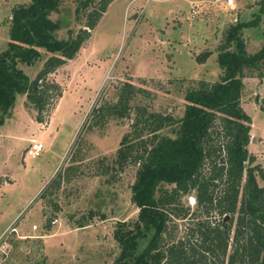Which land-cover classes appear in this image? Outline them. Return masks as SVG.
<instances>
[{"label": "rangeland", "instance_id": "374dc122", "mask_svg": "<svg viewBox=\"0 0 264 264\" xmlns=\"http://www.w3.org/2000/svg\"><path fill=\"white\" fill-rule=\"evenodd\" d=\"M31 1L0 0V54L11 40L13 8ZM99 1L78 13L79 0H64L50 14L60 25L54 33L57 38L77 40L85 31L90 36L72 59L56 64L39 80L40 88L48 89L44 121H39V110L28 95L20 93L0 126V235L9 234L12 264L114 262L121 249L118 229L133 228L139 214L132 200L139 165L130 162L120 169L116 163L123 137L134 129L136 108L182 117L188 89L200 81L212 84L222 79L218 55L231 26L253 20L264 4V0H235L234 5L226 0H112L97 25L88 28V15ZM243 35L249 53L264 47V12L258 25L244 28ZM40 51L39 60L18 64L31 81L52 56H63ZM206 51L211 53L199 62ZM245 74L241 104L251 117L248 149L256 156L254 165L264 169V66L247 68ZM126 82L145 90L131 100L130 117L95 125L93 109L117 102ZM34 143L43 145L37 156L29 153ZM258 182L264 186L260 175ZM181 201L189 214L172 216L164 234L166 244L190 237L199 246L203 241L197 231L199 220L213 225L230 222L216 210L200 213L195 192ZM236 222L237 215L232 238ZM147 243L143 240L141 249Z\"/></svg>", "mask_w": 264, "mask_h": 264}, {"label": "trees", "instance_id": "16d2710c", "mask_svg": "<svg viewBox=\"0 0 264 264\" xmlns=\"http://www.w3.org/2000/svg\"><path fill=\"white\" fill-rule=\"evenodd\" d=\"M62 1L32 0L12 10L11 40L8 49L0 54V126L20 93L28 95L39 110V121H44L43 103L48 89L40 88L39 80L56 64L72 59L90 36L88 31L77 40L55 36L60 25L50 14ZM79 1L78 13L96 0ZM111 2L99 1L88 15V28L97 25ZM263 12L264 4L256 18L238 20L231 26L218 55L224 71L222 79L212 84L200 81L197 87L188 89L182 117L162 115L143 106L136 108L134 129L123 137L116 163L120 169L130 162L139 165L132 184V200L139 214L133 228L118 229L121 249L112 264H211L217 260L220 264H264V186L258 182V175L264 179V169L260 164L254 165L256 156L249 152L251 117L241 104L246 69L264 66V47L249 53L243 30L256 27ZM41 48L63 56H52L46 68L31 81L18 64L39 60ZM210 53L204 52L197 60L205 61ZM142 92L145 90L131 82L124 83L117 102L93 109L94 124L104 126L110 118H129L131 100ZM165 129L167 133L163 132ZM167 184L173 189H166ZM192 192L200 213L209 215L216 210L222 217L230 215V222L213 225L211 221L199 220L197 231L203 238L199 246L190 237L166 244L167 224L173 215L189 214L188 209L182 208L181 199ZM143 240L148 243L141 249Z\"/></svg>", "mask_w": 264, "mask_h": 264}, {"label": "built area", "instance_id": "2783aa9c", "mask_svg": "<svg viewBox=\"0 0 264 264\" xmlns=\"http://www.w3.org/2000/svg\"><path fill=\"white\" fill-rule=\"evenodd\" d=\"M226 2L228 5H234L235 0H226ZM42 149V144L34 143L29 153L33 156H37L40 154ZM11 254L12 245L9 241V234L8 232H4L2 235H0V264H12Z\"/></svg>", "mask_w": 264, "mask_h": 264}, {"label": "water", "instance_id": "95a60500", "mask_svg": "<svg viewBox=\"0 0 264 264\" xmlns=\"http://www.w3.org/2000/svg\"><path fill=\"white\" fill-rule=\"evenodd\" d=\"M229 217H230V215H226V216H225V221H226L227 219H229Z\"/></svg>", "mask_w": 264, "mask_h": 264}, {"label": "crops", "instance_id": "0c3cea01", "mask_svg": "<svg viewBox=\"0 0 264 264\" xmlns=\"http://www.w3.org/2000/svg\"><path fill=\"white\" fill-rule=\"evenodd\" d=\"M225 5H226V3H225ZM13 250V249H12Z\"/></svg>", "mask_w": 264, "mask_h": 264}]
</instances>
